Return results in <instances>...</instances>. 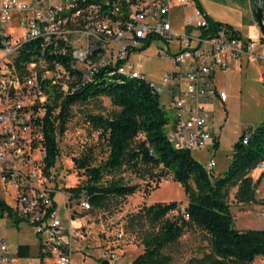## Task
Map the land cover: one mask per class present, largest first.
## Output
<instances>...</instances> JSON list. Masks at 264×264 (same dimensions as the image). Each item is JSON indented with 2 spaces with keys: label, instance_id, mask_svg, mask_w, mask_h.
Returning a JSON list of instances; mask_svg holds the SVG:
<instances>
[{
  "label": "built area",
  "instance_id": "1",
  "mask_svg": "<svg viewBox=\"0 0 264 264\" xmlns=\"http://www.w3.org/2000/svg\"><path fill=\"white\" fill-rule=\"evenodd\" d=\"M192 4L193 0H0V182L14 189L16 215L42 238L43 252L55 264H71L72 242L89 231L70 224L65 231L56 214L55 173L53 168L43 171L45 151L36 121L54 95L74 94L101 70L108 76L146 80L130 59L159 40L166 48L158 56L172 63L173 72L161 85L148 82L159 96L171 87L167 138L179 150L205 149L215 139L206 127V106L227 100V93L215 85L216 72L229 71L243 58H256L255 48L264 41H243L224 25L204 34L208 23L197 9L195 20H186L182 33H177L171 25L173 7ZM14 20L20 34L13 44L9 29ZM139 43L143 47L137 48ZM25 45L28 59L18 69L15 60ZM246 140L247 136L243 144ZM205 168L211 175L213 160ZM65 202L70 203L67 198ZM78 205L90 209L85 196L78 197ZM117 258L115 253L107 255L108 261ZM0 264L33 263L22 260L0 236Z\"/></svg>",
  "mask_w": 264,
  "mask_h": 264
},
{
  "label": "trees",
  "instance_id": "2",
  "mask_svg": "<svg viewBox=\"0 0 264 264\" xmlns=\"http://www.w3.org/2000/svg\"><path fill=\"white\" fill-rule=\"evenodd\" d=\"M193 3L207 20V30L202 29L204 34L207 31L213 33L223 25L208 18L197 0ZM262 9L264 16V0ZM260 40L264 41V37ZM27 48L25 45L15 60L18 69L28 59ZM99 97L109 99L116 108L110 117H86V123L98 133L100 153L104 157L95 163L94 150L90 148L73 158V168L84 180L66 190L77 198L85 196L89 210L103 207L111 199L132 195L140 189L138 184H128L120 179L105 181L107 176L122 170L157 182L170 175L174 182L181 184L187 197L183 212L177 201H156L127 215L126 227L138 229L143 245V250L128 264H169L172 257L165 253V249L192 228H199L208 236L210 251L185 264H251L255 257H264V229L233 228V216L227 202L230 188H236L233 197L237 203L255 201L264 168L256 181L249 173L264 162V123L250 133L242 134L233 145L225 174L213 180L191 152L174 148L168 140L166 130L171 118L148 81L120 74L108 76L105 70H101L74 94L54 95L51 103L45 106L44 115L36 121L39 143L45 151V174L55 167L59 158L57 133L62 134L65 130L70 106ZM246 136V144H243ZM213 143L216 147L215 139ZM156 169L159 171L155 172ZM190 181H193L194 188ZM3 216L8 217L14 226L24 221L0 198V218ZM16 249L19 257L28 256L27 244H19Z\"/></svg>",
  "mask_w": 264,
  "mask_h": 264
},
{
  "label": "rangeland",
  "instance_id": "3",
  "mask_svg": "<svg viewBox=\"0 0 264 264\" xmlns=\"http://www.w3.org/2000/svg\"><path fill=\"white\" fill-rule=\"evenodd\" d=\"M186 20H195L193 8L174 6L171 25L177 33H182ZM14 23L15 20L9 29L13 37V44L20 34V30L15 27ZM197 31L195 29L194 34ZM143 45V43H139L136 47L141 48ZM171 47L173 52H176L175 42L171 44ZM165 48L164 43L153 40L146 50L136 51L130 59L134 69L154 85H161L163 77L173 72L172 63L163 56H158V52L164 51ZM263 67L264 62L258 61L241 67L234 64L227 72H216L214 77L216 87L218 90H225L228 96L225 104L216 103L207 108L208 120L212 125L217 145L214 147V143L209 142L202 151L191 152L193 158L203 166L213 160L214 168L211 173L213 180L225 174L232 158L233 145L242 134L250 133L264 123V81L260 78ZM159 98L170 117L167 94ZM114 111L116 108L105 97L77 103L69 108L64 132L57 133L60 155L53 168L54 182L57 186V191L54 194L56 214L61 219L65 231L68 230L69 224L73 228L82 230L87 227L89 231L82 237H78L77 241L72 242L71 264H100L101 260L107 259V255L111 253H115L118 258L116 261L109 259V264H128L143 250V245L138 229L126 227L127 215L137 211L142 205L156 201H177L182 207L187 203V197L181 184L174 182L170 175L157 182L150 181L148 177L141 179L121 170L107 176L105 181L120 179L128 184H138L140 189L136 193L123 198L111 199L100 208L82 210L79 207L77 196L66 190L76 187L84 180L81 173L73 168L72 159L90 148L94 150L95 163L104 157L100 153L101 142L98 139V133L86 123V117L88 115L110 117ZM263 168L264 162L249 173L253 181L259 178ZM158 171V169L155 170V172ZM147 184H149L148 187ZM190 185L194 188L193 181H190ZM235 190L236 188L228 189L227 195V202L233 216V228L237 230L264 229V176L256 190L255 201L252 203H237L233 197ZM14 193V189L10 186L5 189L0 182V198L12 209L15 206ZM66 198L70 202L69 205L65 202ZM69 215L71 219H69ZM172 215L170 214V216ZM0 227L12 249L18 243L25 242L30 246V253L35 255L36 244L42 238L35 234L31 225L23 221L19 226H14L8 217L3 216L0 218ZM43 237L45 238L46 235ZM209 251V238L199 228L185 231L175 244L165 249V253L172 257L169 264H185L191 258L201 257L203 253ZM43 264H55V261L48 256L44 258ZM251 264H264V257H255Z\"/></svg>",
  "mask_w": 264,
  "mask_h": 264
},
{
  "label": "crops",
  "instance_id": "4",
  "mask_svg": "<svg viewBox=\"0 0 264 264\" xmlns=\"http://www.w3.org/2000/svg\"><path fill=\"white\" fill-rule=\"evenodd\" d=\"M197 1L199 5L202 7V9L204 10L208 18L212 19L215 22L228 26L234 32L237 33L238 37L241 38V40L258 41L261 39L262 35L260 33V30L257 26V23L253 15V8H252L253 0H197ZM188 6L192 7L193 10L195 11L194 4L182 6V7L186 8ZM254 53L256 55V58L254 59L243 58L239 64H235V65H237L238 67H241L242 65H247L249 63H254L258 61L264 62V45L263 44H259L258 46H256ZM263 73H264V67L262 68L260 72L261 80H263ZM170 89H171L170 86L165 87L166 92L164 94H167L168 98L170 97V93H169ZM220 90L225 91L223 89H220ZM227 99H228V96H227ZM216 103L225 104V103L219 102L218 100H213L207 104L206 108H210L212 105ZM209 121L210 120H208L206 127L209 131H211L214 134V131L212 130V125L210 124ZM0 236H3L4 238H6L3 235V230L1 227H0ZM19 244H27L29 246V244L25 242H20L17 245ZM40 244L42 245L41 241L38 240V243L36 244L37 249H36L35 255H32L30 253V246H29L28 256L20 257V258L22 260L31 261L33 264H40V263L43 264L44 258L48 256H46V254L43 252V247L41 248ZM16 247L14 249H12L11 247V249L17 251ZM39 255H41V257H39Z\"/></svg>",
  "mask_w": 264,
  "mask_h": 264
},
{
  "label": "water",
  "instance_id": "5",
  "mask_svg": "<svg viewBox=\"0 0 264 264\" xmlns=\"http://www.w3.org/2000/svg\"><path fill=\"white\" fill-rule=\"evenodd\" d=\"M262 1L263 0H253V15L254 19L257 23V26L260 30L262 37H264V16L262 9ZM100 264H109L107 259H103Z\"/></svg>",
  "mask_w": 264,
  "mask_h": 264
}]
</instances>
